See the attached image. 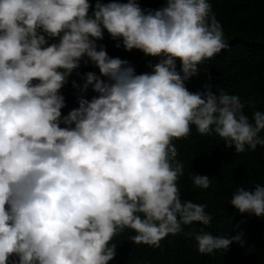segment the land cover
I'll return each mask as SVG.
<instances>
[{"label": "clouds", "instance_id": "obj_1", "mask_svg": "<svg viewBox=\"0 0 264 264\" xmlns=\"http://www.w3.org/2000/svg\"><path fill=\"white\" fill-rule=\"evenodd\" d=\"M91 7L89 0H0V264H108L110 241L125 228L133 242L158 246L182 225L207 226L206 206L180 196L184 166L173 141L194 126L236 154L264 146V111L249 117L239 96L211 83L196 92L185 86L227 47L208 0ZM105 30L126 51L157 62L137 74L97 45ZM82 60L100 75L86 72L72 86L81 93L92 86L97 95H80L62 116L60 90ZM191 183L207 189L211 178L195 173ZM228 203L264 216V184L237 187ZM193 238L201 254L241 239L203 230Z\"/></svg>", "mask_w": 264, "mask_h": 264}, {"label": "trees", "instance_id": "obj_2", "mask_svg": "<svg viewBox=\"0 0 264 264\" xmlns=\"http://www.w3.org/2000/svg\"><path fill=\"white\" fill-rule=\"evenodd\" d=\"M95 2L89 0V13ZM107 2L109 0H101V3ZM137 2L142 9H157L165 0ZM208 3L221 25L227 47L198 66L197 75L185 82L186 88L190 92L202 91L204 83H211L214 91L223 89L239 96L243 111L249 117L253 111H264V0H208ZM52 42L54 40H49ZM117 44L120 41L113 40L106 30L103 39L97 41L110 57L127 60L137 74L150 71L149 62H157V58L146 57L140 50L126 51L122 44L119 47ZM89 71L100 75L92 62L82 60L61 88L65 99L62 116L78 107L80 95L89 100L97 95L92 86L83 93L72 86L73 81L82 85V76ZM173 143L177 149L176 159L184 166L183 175L176 181L180 196L204 204L205 212L212 217L210 224L182 225L181 232L166 235L158 246L133 242L131 237L135 232L125 228L110 241L116 245V250L108 264H264V216L240 213L228 203L237 187L251 190L256 183L264 184V146L236 154L232 148H226L218 136L200 135L194 126L187 137ZM195 173L211 178L207 189L193 187L191 176ZM201 230L214 236L240 235L241 239L231 243L226 251L201 254L193 238Z\"/></svg>", "mask_w": 264, "mask_h": 264}]
</instances>
